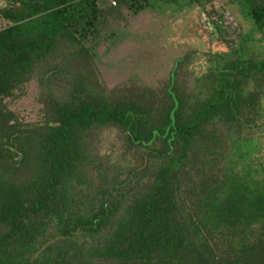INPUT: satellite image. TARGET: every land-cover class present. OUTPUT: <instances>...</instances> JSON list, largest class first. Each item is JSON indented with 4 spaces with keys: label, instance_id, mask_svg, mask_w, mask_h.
<instances>
[{
    "label": "trees",
    "instance_id": "16d2710c",
    "mask_svg": "<svg viewBox=\"0 0 264 264\" xmlns=\"http://www.w3.org/2000/svg\"><path fill=\"white\" fill-rule=\"evenodd\" d=\"M3 1L0 264H264V0ZM226 5L237 33L171 59L161 97L137 72L140 89L110 96L89 76L107 25L124 38L122 10L195 11L211 39ZM157 47L120 69L157 62ZM35 76L65 78L63 98L46 91L44 120L22 129L2 99ZM109 129L133 165L94 152Z\"/></svg>",
    "mask_w": 264,
    "mask_h": 264
},
{
    "label": "rangeland",
    "instance_id": "374dc122",
    "mask_svg": "<svg viewBox=\"0 0 264 264\" xmlns=\"http://www.w3.org/2000/svg\"><path fill=\"white\" fill-rule=\"evenodd\" d=\"M111 2V0H106ZM7 7L6 2L0 0V8ZM224 14L221 19H216L220 14L217 15L213 20H217L218 27L224 32L219 37H210V30H204L199 22V17L195 11L188 13H180L178 16H169L167 13H156L145 9L132 15L125 9L122 10L124 20L118 22L116 27L117 33H124V38L121 41L116 39L106 38V35L111 32L112 26L107 25L103 33L105 38L101 36L100 43L94 49L96 55V63L93 61L96 72L91 68L89 76L92 79L98 80L99 87L104 89L107 96L113 94L123 93L125 89L133 90L140 89L139 84L142 88L149 90L154 95L161 97L163 87L166 83V73L170 68L171 59L181 56L184 52L195 51L203 52L209 49H216L219 44L223 45L224 39H229L237 33L236 14L234 7L226 5L224 7ZM215 17V16H214ZM210 22V20L208 21ZM171 23V24H168ZM210 23H208L209 25ZM5 22L0 21V30L5 27ZM208 27V26H207ZM161 29H165L164 32ZM127 34V36H126ZM156 38V39H155ZM155 45L161 48L163 51L161 58L156 62L152 61L151 64H141L140 60L133 59V65L128 67L127 70L122 69V62L126 61L133 56L135 53L144 52L151 55L150 52L155 48ZM161 45V46H160ZM157 47V48H158ZM159 50V49H157ZM154 51V50H153ZM149 59V58H148ZM43 62L37 67L38 72H43L44 67L49 63ZM76 64V62H75ZM154 65V69L151 66ZM92 67V66H91ZM149 68V69H148ZM114 69H119L122 72L114 75ZM135 72L140 73L141 81H133ZM137 78L139 79L138 76ZM132 78V79H131ZM135 80V78H134ZM65 78H60L52 82L53 86H48L40 83L35 77L30 79L28 82L22 84L19 88L13 89L11 94L2 99V103L8 113L13 115L15 121L23 129L26 126L34 127L40 125L44 120V114L42 111V96L46 91L54 92L53 98L61 99L63 89L65 88ZM145 86V87H144ZM147 87V88H146ZM131 88V89H130ZM141 88V89H142ZM262 92L264 93V85H262ZM253 130H245L244 134H253ZM92 135V147L94 152L99 157H110L109 164H112L119 159L133 165L130 157L125 156V159L119 158L120 150L122 149L123 141L119 138L116 130H102L95 132ZM228 146L225 147V150ZM229 149V148H228ZM107 164V161L105 162ZM105 170L106 176L111 178L116 173L115 169L102 165ZM123 177L121 176V179Z\"/></svg>",
    "mask_w": 264,
    "mask_h": 264
},
{
    "label": "built area",
    "instance_id": "2783aa9c",
    "mask_svg": "<svg viewBox=\"0 0 264 264\" xmlns=\"http://www.w3.org/2000/svg\"><path fill=\"white\" fill-rule=\"evenodd\" d=\"M111 5H113V3L111 2Z\"/></svg>",
    "mask_w": 264,
    "mask_h": 264
}]
</instances>
